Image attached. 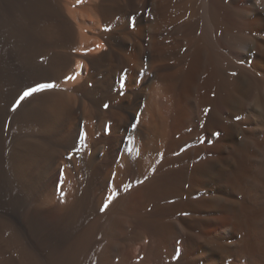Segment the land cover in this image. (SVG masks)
I'll return each mask as SVG.
<instances>
[{
	"label": "bare ground",
	"instance_id": "1",
	"mask_svg": "<svg viewBox=\"0 0 264 264\" xmlns=\"http://www.w3.org/2000/svg\"><path fill=\"white\" fill-rule=\"evenodd\" d=\"M0 264H264V0H0Z\"/></svg>",
	"mask_w": 264,
	"mask_h": 264
},
{
	"label": "snow or ice",
	"instance_id": "2",
	"mask_svg": "<svg viewBox=\"0 0 264 264\" xmlns=\"http://www.w3.org/2000/svg\"><path fill=\"white\" fill-rule=\"evenodd\" d=\"M67 79H75V77H68ZM56 85L54 83H37L34 87H30L28 90H26L23 95L20 97V100L25 99L26 97H29L31 95H33L34 93H38V92H43L45 90H51L53 88H55ZM125 85L122 83L121 84V88H124ZM121 95H123V93H121ZM17 104H19V101L17 102ZM109 107V105L105 104L104 108L107 109ZM205 111H208L207 109ZM136 123H139V115L136 116ZM133 128L136 127V124L134 123L132 125ZM214 135L219 136L220 133H214ZM84 136H81V141H83ZM115 199V193H113V196L109 197L107 202L104 203L103 207L100 209L101 211H105L109 204H111L112 200Z\"/></svg>",
	"mask_w": 264,
	"mask_h": 264
}]
</instances>
